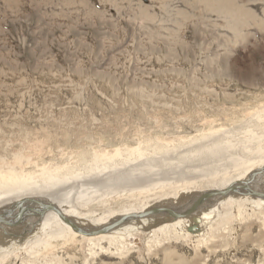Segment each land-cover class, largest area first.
Returning a JSON list of instances; mask_svg holds the SVG:
<instances>
[{
    "label": "rangeland",
    "instance_id": "374dc122",
    "mask_svg": "<svg viewBox=\"0 0 264 264\" xmlns=\"http://www.w3.org/2000/svg\"><path fill=\"white\" fill-rule=\"evenodd\" d=\"M211 131L248 157L249 136L264 138V0H0V170H79L65 186L80 215L120 214L216 186L200 173L219 163L191 145ZM132 148L153 169L98 183L125 160H91ZM218 210L201 235L160 224L103 248L77 236L20 251L30 237L5 234L9 250L23 242L0 264H264V203Z\"/></svg>",
    "mask_w": 264,
    "mask_h": 264
},
{
    "label": "bare ground",
    "instance_id": "6f19581e",
    "mask_svg": "<svg viewBox=\"0 0 264 264\" xmlns=\"http://www.w3.org/2000/svg\"><path fill=\"white\" fill-rule=\"evenodd\" d=\"M263 139V137L256 136V134L249 136L246 140L245 147L243 148L248 153H252V156L248 157V155L237 154L234 152V149L237 146L233 143L234 141L228 138H222V134H218V131H211L208 135L204 136V139L192 140L191 145L196 142L192 146V149L195 151H192H194L198 160L210 158L213 159V162L219 163L217 164L219 166L218 168L216 167L217 169H213L212 167L204 168V174L200 173L203 178L202 181L206 179L209 182L217 183L216 186L199 190L198 192L191 194L190 197L185 194L189 198L184 195L176 201L174 200L175 197L170 195L171 192H166L160 197L162 199H158L152 204L144 203L139 207H127L123 209L120 214L92 215L89 218L80 215L78 204L70 198V191L72 189L66 192L67 187L65 186L68 185L71 188H75L76 183L73 179H78V177L83 175V172L75 170L73 171L74 174H68V172H71L72 170L67 169L66 166L62 167L59 165L55 167L43 165L32 173L24 171L17 172V170L13 168L0 170L1 262L3 261L4 263L7 257L14 255L16 252L15 250H19V247L23 242L22 238L19 240V243L21 244L18 245L17 241L14 240L13 248L15 250H9L7 248H10V246L5 245L4 242V239L6 238L5 234H13L14 236L26 234V237H30L23 244L20 251L24 250L29 243H31V246L37 243H43L45 247L44 253H47L49 250H55V241L64 240L65 243H69V241L77 236L88 239V243L92 246L99 245L102 247L103 242H107L110 245H119L118 242H120L123 237L129 236V233L134 229L148 230L153 227L155 228L156 225L162 228L163 226L160 224H166L167 226L170 224H176L184 230H189L190 227H193V231H197L196 235L203 234L204 230L208 228V225L214 229V217L216 216V211H219L218 208H225L226 212L228 210L229 213H232V208L236 207L241 209L243 205L249 203L261 206L264 203V197L240 195L236 192H231L228 196L224 197L216 195L204 200L193 213L182 217H172L166 212L148 213V211L154 207H168L178 213H184L201 193L206 191H223L232 185L243 186V188L249 186L255 191L264 193ZM253 145H256L257 147L254 148ZM141 151L140 148H132L127 149L123 153L115 152L116 154H98L95 159L91 160V164L101 162V159L112 160L114 162L115 157H123L125 162L121 166L117 163H113L114 165L112 166L107 165L103 169L98 168V175L102 174L105 169L112 171V173H110L105 179L101 178L99 179L100 181L98 180L97 182L111 181L119 184L120 182L127 184L130 181L134 183L136 180L140 179L139 176L141 175H139L137 171H141L140 173L142 174L145 167L151 169L153 167L152 165L159 160L156 157H144V152ZM135 152L139 153L138 157L132 156ZM226 154L230 156L233 165L224 166L222 164L223 166H220V163L222 162L221 159L223 157L227 158ZM167 159L169 158L167 157ZM167 159L166 161H169ZM142 169L144 170L142 171ZM236 173L238 176L234 178L232 175ZM90 174L92 173L88 172L86 177L93 176V174ZM159 174H161V172ZM145 177L147 178V176ZM91 182H94L93 184H95V181L92 180ZM185 182L186 183L183 185L191 184L190 181L187 182L185 180ZM191 182L196 183L194 180H191ZM94 186L90 187L92 188ZM239 191L248 193L245 189H239ZM36 197L44 199H37ZM20 201L23 203L21 205H24V208L26 206V208H35V211L31 210L22 212L23 207L18 205V208H12V214H10V204H18ZM38 201L43 204L49 203L54 205L62 214L74 224L82 228L85 232L100 231L102 227L120 221L123 217H128L108 231L96 235H87L76 231L70 224L66 223L55 210H44L42 214L39 213L38 211L42 209V206L38 205ZM141 202L142 201H138L137 203L140 204ZM230 209L231 211H229ZM17 210H19L18 213ZM16 213L17 215L15 219L10 220V218L14 217V214ZM30 214L31 216H26ZM23 217H25L23 224L17 225ZM194 217H199L200 221H194ZM14 229H16L17 232ZM35 252L36 254L41 255L39 252Z\"/></svg>",
    "mask_w": 264,
    "mask_h": 264
},
{
    "label": "water",
    "instance_id": "95a60500",
    "mask_svg": "<svg viewBox=\"0 0 264 264\" xmlns=\"http://www.w3.org/2000/svg\"><path fill=\"white\" fill-rule=\"evenodd\" d=\"M239 189H245L248 191V193H245L244 191H239ZM246 191V192H247ZM231 192H236L240 195H251L253 197H264V193L255 191L254 189L250 188L249 186H246L243 188V186H237V185H232L230 187H228L227 189L223 190V191H206L201 193L197 199L193 202V204L189 207V209H187L184 213H178L174 210H172L171 208L168 207H154L151 210L148 211V213H157V212H166L168 214H170L172 217H182V216H187L191 213H193L194 211H196V209L202 204V202L204 200H206L207 198L213 197V196H228V194H230ZM34 201V200H33ZM39 206H42V209L39 210V213H43L44 210H55L60 217L68 224H70L76 231L87 234V235H96L99 233H103L104 231H108L110 230L112 227H115L117 224L123 222V220L127 217H123L120 221L117 222H113L107 226H104L100 229V231H92V232H85L82 228H80L78 225L74 224L71 220H69L64 214H62L54 205L46 203L43 204L40 201L37 202ZM27 207V206H26ZM22 208V212L23 211H31L34 210L35 208ZM145 215V214H144ZM130 216V215H129ZM131 216H136V215H131ZM194 221L199 222L200 218L199 217H194Z\"/></svg>",
    "mask_w": 264,
    "mask_h": 264
}]
</instances>
